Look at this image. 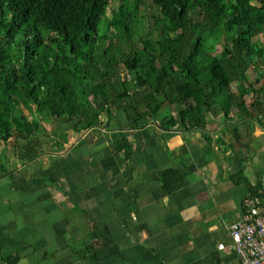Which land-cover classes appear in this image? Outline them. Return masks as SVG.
Instances as JSON below:
<instances>
[{
  "label": "crops",
  "instance_id": "obj_1",
  "mask_svg": "<svg viewBox=\"0 0 264 264\" xmlns=\"http://www.w3.org/2000/svg\"><path fill=\"white\" fill-rule=\"evenodd\" d=\"M73 125L49 117L29 142L0 140V264H242L230 229L252 189L264 196L262 114L193 130L130 129L122 111ZM124 139L130 157L113 149ZM168 169L184 179L172 194Z\"/></svg>",
  "mask_w": 264,
  "mask_h": 264
},
{
  "label": "trees",
  "instance_id": "obj_2",
  "mask_svg": "<svg viewBox=\"0 0 264 264\" xmlns=\"http://www.w3.org/2000/svg\"><path fill=\"white\" fill-rule=\"evenodd\" d=\"M144 1L110 15L111 0H0V140L29 142L49 117L81 132L114 111L130 129L152 119L166 131L235 110L264 118V0H150L156 36L139 30ZM113 149L132 154L128 139ZM161 182L172 194L184 179L168 169Z\"/></svg>",
  "mask_w": 264,
  "mask_h": 264
},
{
  "label": "built area",
  "instance_id": "obj_3",
  "mask_svg": "<svg viewBox=\"0 0 264 264\" xmlns=\"http://www.w3.org/2000/svg\"><path fill=\"white\" fill-rule=\"evenodd\" d=\"M243 211V216L231 225L232 248L242 264H264V196L247 197Z\"/></svg>",
  "mask_w": 264,
  "mask_h": 264
},
{
  "label": "rangeland",
  "instance_id": "obj_4",
  "mask_svg": "<svg viewBox=\"0 0 264 264\" xmlns=\"http://www.w3.org/2000/svg\"><path fill=\"white\" fill-rule=\"evenodd\" d=\"M122 1H124V0H111V7L109 9L110 15L112 14L113 9L116 8L119 4H121ZM138 15L143 18V20H142L143 23L140 24V26H139V30L141 31L142 35L148 36V34H151L153 36H156L158 33L157 32V29H158L157 18L160 17L159 9L156 6H154L150 0H145L142 8L138 12ZM115 41L117 43L118 38ZM125 49H126V47H125ZM121 72H123V73L125 72L124 67H121ZM249 78L251 81L255 80L256 75H255L254 71L251 70L249 72ZM176 112L177 111H175V113ZM59 122H60V125L62 127L66 126L69 128H71V125L75 124V123H71V122L69 123L67 121H62V120H59ZM49 129H50V127H49ZM58 133H60V132H58ZM59 136H61V134H59ZM45 138H46V135H44V140H45Z\"/></svg>",
  "mask_w": 264,
  "mask_h": 264
}]
</instances>
